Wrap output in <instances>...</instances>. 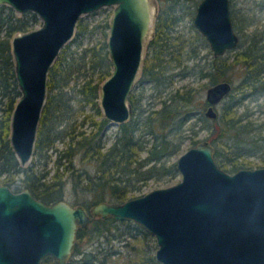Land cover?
Here are the masks:
<instances>
[{"label":"water","instance_id":"1","mask_svg":"<svg viewBox=\"0 0 264 264\" xmlns=\"http://www.w3.org/2000/svg\"><path fill=\"white\" fill-rule=\"evenodd\" d=\"M17 13L40 16L38 28L13 36L15 70L22 95L12 117L11 140L23 166L33 158L49 74L66 45L76 36L85 14L114 6L109 55L113 65L102 84L101 107L109 124L130 120V95L142 68L146 41L152 33V0H0ZM194 21L215 55L240 41L231 0H202ZM220 81L207 90L205 112L218 119V103L232 90ZM182 179L125 202L102 201L92 208L65 198L49 204L30 188L16 191L0 184V264H77L78 230L99 217L134 220L157 238L155 256L164 264H264V167L230 172L214 157L205 140L180 155Z\"/></svg>","mask_w":264,"mask_h":264},{"label":"trees","instance_id":"2","mask_svg":"<svg viewBox=\"0 0 264 264\" xmlns=\"http://www.w3.org/2000/svg\"><path fill=\"white\" fill-rule=\"evenodd\" d=\"M173 16L171 11L158 18L157 32L151 39L155 54L151 66L145 63V73L163 74L166 55L170 57L169 62L182 60L180 56L183 48L174 47L167 30L176 23ZM39 21L40 16L33 11L19 14L13 6L0 4V184L9 185L16 191L30 188L35 197L49 204L66 198L69 183L75 191L81 188L91 192L94 203L105 200L125 202L138 196L137 190L142 189V182L147 178L178 174L177 162L168 163L165 159L178 148L173 132L176 126L184 124L191 113L190 105L195 101L196 95L194 88H179L163 100L162 108L155 109L147 116L131 118L121 123L119 133L108 144L103 136V129L109 122L105 119L100 98L101 86L113 70L107 41L88 46L79 62L74 59L72 63L68 54L65 55L66 47L59 55L49 74V93L35 149V154H39L40 159L46 158V162L40 160L28 166L21 164L11 140L13 112L22 95L16 76L12 39L18 33L32 30ZM77 24L78 35H86L90 24L85 23L84 18ZM262 40L253 36L247 40L243 50L237 51L234 60L219 55L195 72L214 85L220 81H228L231 78V68L242 63L247 69L242 79L243 88L258 91L264 88ZM158 81L163 83L161 79ZM76 100L80 101L79 104L90 105L94 113L85 114L80 119L84 109L76 107ZM234 106L224 114H219L218 119H212V124L206 125L210 129V136L206 139L211 143H219L225 136L241 142L238 138L249 124L243 123L242 114L232 115V112H237L233 110ZM201 119L206 120L203 116ZM168 127H172L170 131H167ZM59 140L64 143L62 147L58 146ZM145 151L146 156L143 155ZM219 154L220 151L217 150L216 155ZM240 154L226 153L218 164L230 172L240 170L244 165V162H239L242 156ZM79 157L83 163L94 166V169L77 168L76 161ZM51 160L54 165L49 168ZM118 221L112 216L99 217L91 223L89 229L81 227L78 230L75 249L77 254H82L78 259L79 264H108L110 257L115 254L112 251L105 252L101 245L96 247L97 250L85 251L81 248V240L87 234L103 236L109 241L123 235L137 237L135 234L139 233L138 230L148 235L140 224H135L130 219L122 220L128 226L116 233L112 222L117 224ZM141 253L143 261H156L153 255L148 258L144 249H141ZM44 261L46 264H58V260L51 256Z\"/></svg>","mask_w":264,"mask_h":264},{"label":"rangeland","instance_id":"3","mask_svg":"<svg viewBox=\"0 0 264 264\" xmlns=\"http://www.w3.org/2000/svg\"><path fill=\"white\" fill-rule=\"evenodd\" d=\"M201 1L152 0V10H154L152 33L146 41L143 51V65L130 95L129 104L133 109L130 118H139L140 116L144 117L153 113L155 109L162 108L163 100L175 93L177 89L181 88L183 90V88L185 89L190 86L194 88L196 95L195 101L190 105L191 113L188 114L189 116L186 115L187 119L184 124H180L174 129L173 136L175 137V145L178 148L167 156L165 160L168 163L178 162L180 155L187 152L192 146H197L201 141L207 140L211 143L210 140L206 139L210 136V129L206 125L212 124L213 120L207 117L204 111L206 109L207 89L213 84L207 78L200 77L199 73L195 72V70H199L205 64H210L213 58L219 55L214 54L209 39H207L206 35L195 24L194 16L198 9L197 6ZM231 6L234 27L239 34L240 41L235 48L228 49L223 56L234 60L233 58L237 51L243 50L246 47L247 40L253 36L262 38L261 43L264 44V0H231ZM114 9V6H106L95 12L85 14L83 18L85 23L90 24L89 31L86 35H78L76 32L74 39L66 45L65 55L68 54L72 63L74 59L79 62V58L88 46H92L93 44L100 45V43L105 41L108 42L111 20L115 12ZM171 11H173V17L176 19V23L167 30L174 47L183 48V54L180 56L182 63L179 59L169 62L168 59L170 57L166 55L163 60V74L145 73V63L151 66L152 57L155 54L151 47V39L155 37L157 32L158 18ZM41 24L42 20L40 18V21L34 28L40 27ZM246 73L247 69L242 63H237V65L231 68V78L229 81L232 82L233 88L218 103L217 110L222 115L224 112L232 109V105H235L233 110H237V112H232V115L237 113L240 116L242 114L244 117L243 123H248L249 126L244 133L240 134L238 139L241 142L239 143L236 138L225 136L219 143L211 144L214 147V157H216L217 162L225 157L224 154L236 152L242 155L239 158L240 163L244 162L241 169H253L255 167H264V88H260L258 91H254L251 88L245 90L242 85V79ZM158 79H161L163 83H159ZM79 103V100L75 101L76 107L84 109V113L81 114L80 119L85 114L94 113L90 105L86 106ZM201 116L205 117L206 120L201 119ZM221 123H223L222 120ZM120 125L119 123L112 125L108 123L103 129V136L105 140H108V144L114 141V138L120 131ZM172 127H168L167 131H170ZM195 140H198V142L196 143ZM57 143L60 147L64 145L60 140ZM217 150L220 151L218 156L216 155ZM146 154L147 151L143 155L146 156ZM33 155L28 165L36 164L40 160L43 163L46 162V158L40 159L39 154L34 153ZM76 163L77 168L87 167L91 170L94 169V166L89 163H83L80 157ZM49 164V168L52 167L54 165L53 160ZM182 176L181 171L178 169V174L175 176L168 174L147 178V180L142 182V189L137 190V195H144L148 191L157 189L158 187H168V185L177 184L181 181ZM66 191L65 199L72 204H85L89 208H92L95 204L91 192L81 190V188L75 191L71 183L68 184ZM119 221L117 224L112 222L116 233L119 231L122 232L128 226L122 220ZM132 221L137 224L134 220ZM143 230L146 231L144 228ZM138 232L136 233L135 231L137 237L123 235L122 237L112 238V241H109L103 236L97 235L95 237V235L87 234L85 239L81 240V248L85 251L97 250L96 247L101 245L105 252H115L110 257L108 264H164L162 261H158L155 256L159 248L156 236L147 231L148 235H145L142 230H138ZM141 249L145 250V255L148 258L150 255L155 256L156 261H143ZM75 254L77 264H79L78 259L82 257V254H77L76 251Z\"/></svg>","mask_w":264,"mask_h":264},{"label":"flooded vegetation","instance_id":"4","mask_svg":"<svg viewBox=\"0 0 264 264\" xmlns=\"http://www.w3.org/2000/svg\"><path fill=\"white\" fill-rule=\"evenodd\" d=\"M212 86V85H211ZM210 86V87H211ZM208 90V89H207ZM208 94V93H207ZM210 106V103L208 102V100L206 99V109H205V111H204V114H205V112L208 110V107ZM216 108V110H217V106L215 107ZM218 111V110H217ZM207 116V115H206ZM207 117H209V116H207ZM213 120H215V119H213Z\"/></svg>","mask_w":264,"mask_h":264}]
</instances>
